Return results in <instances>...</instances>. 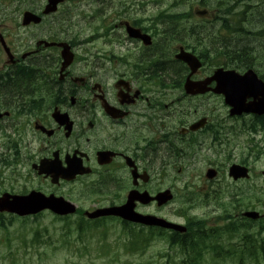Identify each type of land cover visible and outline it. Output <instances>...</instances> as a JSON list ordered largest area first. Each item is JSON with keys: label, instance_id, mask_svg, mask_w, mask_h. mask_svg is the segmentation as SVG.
<instances>
[{"label": "flooded vegetation", "instance_id": "flooded-vegetation-1", "mask_svg": "<svg viewBox=\"0 0 264 264\" xmlns=\"http://www.w3.org/2000/svg\"><path fill=\"white\" fill-rule=\"evenodd\" d=\"M0 1L6 5L5 8H11L6 18L14 23L18 19V6L13 4V0ZM1 17L2 7L1 31L12 50L17 40L26 39L27 51L32 53V57L29 56L26 60L17 56V63L13 65L25 60L32 66L33 74L31 81L26 83V89L16 92L0 89V110L9 111L10 115L5 117L14 122L19 121L21 127L28 128L32 143H36H30L34 147L35 161L51 160L57 156L64 167L70 161L81 160L85 166L93 169L92 173L76 179L85 187L87 184V187L95 191L108 192L107 203L99 202L93 206L122 205L132 189L157 193L160 190H152L153 178L173 176L180 155H187L190 148L204 143L207 138L213 141L214 146L224 148L225 134L223 137L220 129L219 135L215 133L217 127L210 121V116L204 114L202 117H208L209 122L205 127L197 129L192 127L202 117L192 121L175 120L176 112V116L168 115V119L171 118L169 121H162L158 112L163 111V106H168L158 99L163 94L162 79L165 77L167 85L175 88L181 78L180 69L169 57L164 62L155 61L152 57L146 65L143 58L136 61L115 52L110 57H100L103 53L97 48L92 57L87 58L78 52L82 45L72 37L68 38L67 32H60L57 27H52L51 36H36L35 31L30 32L27 37H21L14 35L15 26H8L7 20ZM134 22L136 21L123 19L119 25H115L113 29L121 31L117 36L111 37L112 41L119 46L133 43L141 54L159 53L154 51V45L147 47L141 39L129 36L127 23L151 34L155 40L150 29L139 23L135 25ZM35 26L31 24L23 28L29 31ZM7 27L9 35L5 32ZM41 39L51 42L68 41L76 54L73 63L62 71V49L54 46L48 48L51 53L45 52L44 45H37ZM164 47H169V44L163 45L160 50L162 53H165ZM46 55L49 58L45 59ZM42 61L49 64L40 66ZM1 62L0 58V72L4 69ZM14 69L20 70L18 66ZM188 74L185 68L183 86ZM205 76H196L195 79ZM188 99L191 101L194 97L181 101V113L190 111L193 103ZM2 119L0 117V121ZM155 120L160 121L155 123ZM250 129V138L254 141L258 137V130L253 124ZM220 150L219 148L218 152ZM103 151L113 154L112 161L107 165L98 162V154ZM127 157L132 158L133 167L128 164ZM134 170L137 173L136 180ZM146 177H149L148 181L144 180ZM162 208L164 207H158L156 202L148 205L137 203V210L144 213L160 214ZM166 231L174 234L172 230Z\"/></svg>", "mask_w": 264, "mask_h": 264}, {"label": "rangeland", "instance_id": "rangeland-1", "mask_svg": "<svg viewBox=\"0 0 264 264\" xmlns=\"http://www.w3.org/2000/svg\"><path fill=\"white\" fill-rule=\"evenodd\" d=\"M117 2V0H68V2L64 5L63 8L72 9V16H71V24L72 26L77 27V31H80V38L84 37H90L95 34V27L101 26L103 23L107 26L108 24L115 21V17L113 15V11L115 9L114 3ZM125 3H129L128 0H122ZM176 0H139V8H141L144 13L141 15H146V17H151L156 15L162 10L168 9H175V10H188V9H198L203 8L204 6L199 4V0H191L192 4L189 3H183L181 6H177L175 3ZM211 2V6L217 5L221 0H207ZM236 1V0H235ZM74 2H77V5L74 6ZM102 2H111L113 8L112 9H106L103 7ZM20 0H15L14 4L18 6L20 5ZM110 3V4H111ZM231 4H234V0L230 2ZM145 5V6H144ZM252 5L255 7L253 9H249L247 11H244L241 8L238 9L236 4L231 7V15H241L242 21L246 22V27L248 28L250 26L249 23H252L255 25V27H263L264 26V20L263 22L258 21V18H261L264 16V2H259L258 0L253 2ZM37 6V5H35ZM120 3L117 4V7L119 8ZM192 6V8H191ZM0 7L3 9L6 7L4 3L0 1ZM101 8L104 11L103 18L99 19L95 17L96 10ZM179 8V9H178ZM24 9V8H23ZM211 11L217 10L216 8L213 10V8L210 9ZM235 11V12H234ZM238 11L239 13H237ZM254 11V13H253ZM262 12V13H260ZM234 13V14H233ZM247 13V14H246ZM249 13L252 15V18H250ZM256 13V14H255ZM245 15V16H243ZM21 13L18 12V17L20 19ZM248 18V20L245 18ZM3 20H6L5 14H2L1 17ZM258 22V23H257ZM13 22H10L7 20V24L10 26ZM260 25V26H259ZM16 26V23L14 24ZM259 29H255L253 31H257ZM15 34H19L21 37H26V30L23 29H16ZM207 34H210L207 32ZM212 34V38H216V35ZM208 37V35H207ZM217 37L220 38L219 34H217ZM252 37V42L256 41L257 44L254 46H260V48H263L258 57L264 60V40H258L255 38V36ZM240 38H243L245 40H248L247 37L241 36ZM208 40V38H207ZM19 42V43H18ZM17 44H24L25 42L18 41ZM207 46L210 44V41H207ZM99 45H104L103 40L99 41ZM108 45V44H107ZM93 44L86 43L84 45V49L82 51L87 52L91 49ZM132 47V46H130ZM106 49H109V46L105 47ZM114 48V46L112 47ZM24 48L17 49V51H23ZM119 51L125 52L122 49L118 48ZM95 50L93 51V53ZM1 58L5 59V56L0 55ZM3 60L1 62V65L3 66ZM189 98V97H188ZM198 99H193L191 101H188L190 103H193L194 106L192 108V116L194 118H198L199 116L203 114H209L210 111L203 108V104L200 102H196ZM215 105L219 107L220 113L225 112V109L223 108L222 104L211 100L207 101L204 106H210ZM175 109L177 106L174 107ZM228 113V112H227ZM157 115H159L157 113ZM171 118H169L167 121H169ZM27 132L26 130L24 133ZM258 141H261L258 143V146L255 148V150H252V152H244L242 154L243 149L242 146L237 147L234 152V161L239 162L243 157H247V154L249 157L254 158L258 155L260 150L262 149V153L264 154V138L260 136L257 137ZM4 140L0 138V154L7 151V149L3 146ZM22 142L27 143L26 137H23ZM250 149V148H249ZM260 152V153H261ZM247 153V154H246ZM205 155L213 156V154H207L204 152ZM262 155V154H260ZM1 158V156H0ZM229 165V163H228ZM188 168L185 167V171L182 174H179L178 177L172 178H158L155 177L152 186L158 189L162 188H177L176 193V201L169 207L162 210L163 215H169L170 217L177 219L180 222L186 221V216L190 215H197L199 217H205L207 221L213 223L217 220L218 216L222 214L225 209H228L230 212H232L234 215L241 216V211L245 210L247 206H249L250 202H254L255 204L253 206H257L258 208L261 207V203L264 202V190H257L260 195V202H258V199L256 197H251L250 192H252L251 183L246 184L247 182L242 183H234L231 178L227 175L226 177L221 175L218 180L216 181L215 185L210 187L209 190L212 188H217L222 185L224 187L221 188L223 190L222 193H220L217 196L211 197L208 201L207 199H199V204L194 203H187V199L185 196H187V192L191 191L192 188L199 187V191L202 192L201 195L205 198H207V195L205 194L204 190L205 188L202 187L203 185V179L205 170L208 167V161L207 160H201L199 162L195 163V166ZM253 166L256 168L258 175V179L255 181L256 186L258 188L263 187L264 188V177L261 175L260 171L261 169H264V158H261L258 160ZM2 165L0 163V186L3 185L7 188L9 192L13 191L15 193H20L24 190H30L32 188L36 187H42L44 189L50 190L54 189L55 186L51 184L49 180H44L43 177H37L36 173H34L30 169L29 164H23L19 166V171L22 174V176H17V180L12 179H6V177H10V172H5L3 175L2 173ZM29 171L31 174H29ZM177 172V171H175ZM201 172H203L201 176ZM3 176V177H2ZM16 178V177H15ZM203 178V179H202ZM5 179V180H3ZM175 181V182H174ZM176 184L175 185L173 184ZM187 185H191L189 188ZM185 188V189H184ZM237 190L238 192H233ZM59 191L66 193L67 195H71L72 199H81L86 202V207H90L92 202H87L86 198H88L86 195H82L81 198H78V195L81 192L80 185L78 183H64L61 187H59ZM234 193H238L237 196ZM244 193L246 195L244 198L239 199L243 197ZM261 193V194H260ZM94 198V197H92ZM194 202V201H193ZM240 202L241 204H239ZM81 204V203H80ZM258 210V209H257ZM176 212L178 216L176 215ZM53 220L54 216L49 213H44L41 215L38 219H35L34 217L30 218V221L28 223L19 222L16 221L13 225H9L8 230L0 229V264H88V256L82 257L79 253H77L75 249V245L73 247H68L67 245L63 244L59 240L58 234H55L52 246L50 247H40L38 251L30 250L28 252H23L22 249H17V245L20 243L21 237H26L30 239L31 230L36 227L37 222H39L43 227L48 226L50 229H53ZM54 224L57 227H61L64 225V221H55ZM111 226V229L108 231L109 237L111 239H115L117 237H122V231H121V224L114 222L113 224H109ZM10 239V241H7ZM167 249V245L163 241H155L151 247H149L148 251L144 255L140 254H124L122 247L120 246L118 250H120V254L122 255V260L130 259V261L133 264H138L141 261L142 258H149L152 255L160 252L161 250ZM125 255V256H124ZM179 258L176 257L175 260H178ZM153 260V259H152ZM166 262V257L161 258V263ZM92 264V262H89Z\"/></svg>", "mask_w": 264, "mask_h": 264}, {"label": "water", "instance_id": "water-1", "mask_svg": "<svg viewBox=\"0 0 264 264\" xmlns=\"http://www.w3.org/2000/svg\"><path fill=\"white\" fill-rule=\"evenodd\" d=\"M60 1L61 0H50L47 9L44 12L48 13L50 11L56 10L57 3ZM25 20L26 22H30L31 20L38 22L40 21V17H38L33 12L28 11L25 13ZM178 57L187 61L192 67L193 71H196L200 66V62L198 61V59L190 53H182ZM252 73L253 71L251 70L250 74ZM213 79L218 81V86L214 90L220 93H224L226 95L227 103L234 106L231 111L232 114H241L242 112H264V84L260 80H257L256 77L250 75L248 78H246L245 76H240L235 71L228 72L224 71L223 69H219L216 72V76L211 78L210 80ZM210 80L206 82L208 83L210 82ZM206 82L195 84L190 88V90L192 92H198L201 88L200 85H203L201 90H207ZM254 94H260L262 98H260L258 101H251L248 104H244L246 98ZM39 172L40 174L45 173L47 175L53 173L55 182L59 179V170L55 169V167H46L42 164V166H40L39 168ZM77 172L78 171L74 170L73 175L65 176L64 178L72 179L75 177V174ZM210 172L211 173L209 175L213 176V171ZM230 173L235 178L244 177L247 176V169L235 165L231 168ZM144 195H147L149 197L148 193H143L139 197H142ZM136 197V195H131L128 203L122 207L114 208L110 211L104 209L97 210L93 213H88V215L90 217H97L104 214H116L122 216L125 219L136 222L164 224V222H161L160 219L156 217L143 216L137 213L134 210V199ZM168 198L170 197L168 196ZM157 199L167 200L166 193L158 195ZM143 200L150 201L151 199L148 198ZM43 209H51L61 215L73 213L76 211V207L71 202L66 201L63 197H47L44 194L36 191L30 193L27 196L5 194L0 198V211H9L18 213L20 215H27L38 213ZM249 214L254 215L251 213ZM179 228L183 227L179 226Z\"/></svg>", "mask_w": 264, "mask_h": 264}, {"label": "trees", "instance_id": "trees-1", "mask_svg": "<svg viewBox=\"0 0 264 264\" xmlns=\"http://www.w3.org/2000/svg\"><path fill=\"white\" fill-rule=\"evenodd\" d=\"M244 11H247V9H243ZM231 13V9L230 12ZM262 13V12H260ZM178 16H171L173 19L170 23H168V25L171 26H186L187 24L183 22V17H179ZM245 16V15H243ZM250 18H252V15H249ZM245 18V17H244ZM248 18H245V20ZM263 22L264 20V16L261 18H258L257 20ZM192 25V24H191ZM224 28L227 27H231V25L225 24L223 25ZM257 30L255 31H248L246 29L241 28L240 26H238L235 29V32H240L238 34H236L235 36H238L235 40L227 41L224 40L220 35V38L217 37L216 38H212V34H207V32H201L200 33V27H195L190 31H187L189 34H194V45L195 46H201V45H205L207 48H211L214 49V51L218 54L217 56L223 54L226 56V58L229 60L228 64H231V59L232 60H240L242 63H248L250 62L253 58V56L255 57L256 54H258L259 52L262 51L263 48H260V46H254L255 44H257L256 41L252 42V35L253 34L255 36H264V30H260L262 29V27H256ZM178 33V32H177ZM208 35V37H207ZM241 36H245L248 38V40L242 39L240 38ZM254 37V36H253ZM208 38V40H207ZM197 40V41H196ZM207 41H210V44L207 46ZM235 42H239V44L235 43ZM249 47V48H248ZM249 52V53H248ZM249 58V59H248ZM238 62V61H237ZM179 70V69H178ZM26 77H28V75L25 73L22 76H20L17 80H16V84L13 83L11 88H15V86H18L20 84H22L25 80ZM18 82V83H17ZM17 90H20V87H17ZM6 165H9L11 162L9 161V159H6L5 161ZM0 219H1V224L3 227H7L6 225V217L3 214H0ZM10 223H12V219H10L9 221ZM87 229V226L85 224V222L81 219H78L73 225L71 224H67L66 227H64V229L60 232L61 235H65L67 240L69 242H74L75 239L77 238L80 239L84 236L85 231ZM43 230H41L39 227L35 229V232L32 236V238L28 241V245L29 248L33 247L34 250H38L40 248V246L46 244V242L43 241V239H41V237L43 236L42 233ZM196 233H201V232H196ZM72 235H77V237H74L73 240H71ZM97 245H98V253L97 256L100 257L101 259L107 261L106 257H109V260L105 263V264H115L117 262V253H110V249L112 248V244L109 243L106 239L103 240H99L97 241ZM81 254H85L86 251L90 248H88L87 244H83L82 248H80L79 250H82ZM194 249V248H193ZM195 249H198L197 247ZM217 249V248H216ZM89 256V255H87Z\"/></svg>", "mask_w": 264, "mask_h": 264}, {"label": "bare ground", "instance_id": "bare-ground-1", "mask_svg": "<svg viewBox=\"0 0 264 264\" xmlns=\"http://www.w3.org/2000/svg\"><path fill=\"white\" fill-rule=\"evenodd\" d=\"M178 9H179V8H178ZM234 12H235V11H234ZM236 12L239 13L238 11H236ZM233 14H234V13H233ZM246 14H247V13H246ZM255 14H256V13H255ZM249 15H250V13H249ZM247 20H248V19H247ZM259 20H260V19H259ZM257 23H258V22H257ZM259 26H260V25H259ZM242 39H243V38H242ZM251 40H252V39H251ZM196 41H197V40H196ZM194 43H195V41H194ZM248 48H249V47H248ZM163 52H165L166 54H168V53L170 52V48H169V47H167V48L164 47V48H163ZM263 52H264V51H263ZM165 53H164V54H165ZM248 53H249V52H248ZM261 54H262V53L259 52L258 54H256L255 57L253 56V58H259L258 56L261 55ZM248 59H249V58H248ZM169 78H170V77H169ZM11 87H12V85H11Z\"/></svg>", "mask_w": 264, "mask_h": 264}]
</instances>
